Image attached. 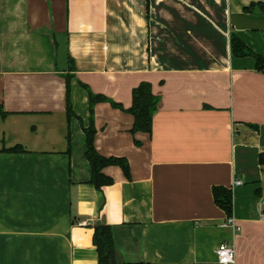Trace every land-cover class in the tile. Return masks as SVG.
Masks as SVG:
<instances>
[{"label":"crops","instance_id":"0c3cea01","mask_svg":"<svg viewBox=\"0 0 264 264\" xmlns=\"http://www.w3.org/2000/svg\"><path fill=\"white\" fill-rule=\"evenodd\" d=\"M260 2L0 0V264H99V223L121 261L218 264L226 241L234 264H264V72L231 51L235 34L264 55V10H245ZM141 82L160 102L134 135ZM90 91L108 99L93 112ZM91 119L98 152L130 165L106 166L102 189ZM216 186L232 189L238 229Z\"/></svg>","mask_w":264,"mask_h":264},{"label":"trees","instance_id":"16d2710c","mask_svg":"<svg viewBox=\"0 0 264 264\" xmlns=\"http://www.w3.org/2000/svg\"><path fill=\"white\" fill-rule=\"evenodd\" d=\"M262 7L264 10V2L252 3L245 10L252 11L256 7ZM231 51L236 57L253 56L256 60V69L264 72V55L256 52L237 35H231ZM89 100L91 106V112H93V106L99 101L108 100L107 97L100 94H94L89 92ZM160 99L153 92L152 85L148 82H141L137 87L133 89L132 105L126 110L134 116V123L130 129V132L136 135L138 132L151 133L153 127V115L157 110ZM114 106H120L113 102ZM66 111L67 118L70 121L76 116L72 102L69 80L67 82L66 93ZM86 134V151L85 156L88 159L92 177L91 183H93L97 189H102L105 186L111 185L114 180L111 176L104 172V168L109 165L120 166L126 176L130 174V165L125 157L121 156H105L98 152L95 146L96 128L93 124V119L88 127H83ZM69 147L70 146V134L68 133ZM139 143V141H136ZM4 150L9 151H22V147L15 146ZM260 162L264 163V154L260 155ZM214 197L216 203L226 211L228 216H233V191L232 189L216 186L214 187ZM93 242L97 248L99 256V264H151L146 262H127L117 259L116 246L114 241L113 229L111 225L105 223H99L94 227Z\"/></svg>","mask_w":264,"mask_h":264},{"label":"built area","instance_id":"2783aa9c","mask_svg":"<svg viewBox=\"0 0 264 264\" xmlns=\"http://www.w3.org/2000/svg\"><path fill=\"white\" fill-rule=\"evenodd\" d=\"M243 181L238 179L234 182L235 185L242 184ZM227 225L234 227V229H238L236 226V222L233 216H229L227 219ZM218 264H234L236 260V250L233 244L229 242H221L216 249Z\"/></svg>","mask_w":264,"mask_h":264}]
</instances>
